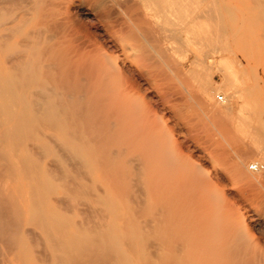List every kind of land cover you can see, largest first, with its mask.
I'll return each instance as SVG.
<instances>
[{"label":"rangeland","instance_id":"rangeland-1","mask_svg":"<svg viewBox=\"0 0 264 264\" xmlns=\"http://www.w3.org/2000/svg\"><path fill=\"white\" fill-rule=\"evenodd\" d=\"M0 1V36H9H4L3 44L0 41L6 51L0 56L7 61L27 57L32 47L44 50L49 46L50 56L62 55L61 59L111 60L114 65L106 74L111 86H141V95L131 98L138 111L128 117L141 138L125 149L120 146L127 165L121 160L114 162L116 168L98 164L91 153L95 143L85 126L81 130L78 126L73 134L61 125V114L52 115V120L45 114L35 121L31 111L25 122L36 123L31 129L25 126V140L22 135L18 147L0 142L5 159H0V196L12 206L1 210L5 217L0 216V264H56L55 256L66 261L68 257L66 264H162L159 258L165 253V259L167 254L178 255L179 263L174 264H183L188 256L193 264L191 251L196 255L203 246L182 241L189 234L187 240H193L198 230L219 236L220 242H245L243 249L252 250L246 253L253 258L251 262L264 260V175L248 169L253 161L264 163V0H47L41 5L37 0ZM213 62L220 68L210 70L208 65ZM46 82L51 86L48 78ZM203 88L214 92L213 96L203 97ZM40 89L34 87L37 93ZM215 90L230 98L231 112L218 102ZM66 132L80 137L71 138ZM147 138L150 147L165 141L163 152L168 161L152 166L154 174L156 167H164L168 176L178 179L173 188L176 193L172 192L170 209L176 216L171 228L185 240L170 245L158 240L168 231L159 227L166 212L158 207L155 175L135 159ZM235 162L243 163L248 172L236 174ZM113 169L117 179L110 176ZM195 173L206 178L207 186L186 180ZM254 177L263 183L249 179ZM33 201L47 220L40 222L41 228L37 218L33 219ZM4 211L24 225L19 235L13 233V243H8L12 231L2 225L10 217ZM199 212L197 220L195 213ZM184 229L186 233L178 232ZM51 233L60 238V244L53 245ZM193 261L197 264L195 257Z\"/></svg>","mask_w":264,"mask_h":264},{"label":"bare ground","instance_id":"bare-ground-1","mask_svg":"<svg viewBox=\"0 0 264 264\" xmlns=\"http://www.w3.org/2000/svg\"><path fill=\"white\" fill-rule=\"evenodd\" d=\"M45 1H47V0H37L36 3L41 5L42 2L45 4ZM120 1H123V0H120ZM40 5H38V6H40ZM39 8L42 9L43 6L39 7ZM48 8H49V5H48ZM168 9L161 8V10H163L165 12H169L170 9H169V11H168ZM145 15L146 16H150V13H145ZM142 16L143 15H141V17ZM167 16H169V15H167ZM48 17H50V16H48ZM133 20H134V18H133ZM136 20H137V18H136ZM53 21L55 22V19ZM0 25L2 27V24H0ZM6 26H7V24H6ZM52 30H54V29H52ZM33 33H34V31H33ZM39 33H40V31H39ZM4 36H5L4 34H2V36H0L1 43L3 42L2 41L3 39L5 40V37H7V39L9 37V36H5L4 37ZM38 37H39V35H38ZM7 39H6V41H7ZM1 43H0V55H1V52L2 53L6 52V51H4L3 46L1 45ZM40 44H41V41H40ZM28 45H29V43H28ZM30 46H31V43H30ZM45 47L47 48V46H45ZM20 49H21V47H20ZM20 49H19V51H20ZM28 49L29 48L27 47V49H24V51H27ZM47 49H46L45 53L43 52L44 50L41 49L42 50L41 51L39 49V47H38V49H33V47H32L33 51L30 52L29 54H28V52L21 51L22 53L24 52V53L28 54L27 57H26V55H24V58H20V57H23V55L22 56L20 55V56H18V60L15 59L16 61H13V62L7 61L6 58L4 59L2 56H0V142H2L1 144L9 143L10 145H14L15 143H17V147H18V142L17 141H19V139H21L23 137H24V140H25V134H26L25 132L27 131V130H25V126H27L28 128L30 127V129H31V126L35 125V123H36L35 122L33 124L32 123L28 124L29 120L28 121L26 120V122H25L24 117L26 115H28L31 111L33 112V114H34V116L36 118L35 121H37V119L39 120V118L42 117V115H45V114H46V118H48L47 116H48V114H50V116H49L50 119H51V117H53L52 115H55V116L58 115L59 116V114H61L62 116H64L61 119V125L66 126L65 127L66 129L68 128V129H71V131L73 130L72 131L73 134L75 133V131H78V129H77L78 126H79L80 130L82 128V126H81L82 124L85 126V131L89 132V135H90L91 139L95 143L91 153L93 155V159L97 163L100 162V163L106 164V165L110 164L109 166L111 167V164H113V166H115L114 162L116 163L117 160L118 161H120V160L123 161L124 155H125L124 154L125 151L121 150L120 146L123 147V149H125L126 148L125 146L132 145V144H134V142L136 141L137 138H141V135L139 133H137L136 131H134V128L132 127V124L130 122H128V120H129L128 117L133 115V114H135V113H137V111H138V108H136L134 103L131 101V98L135 94L139 95V96L141 95V86H139L136 83H130L127 86H115V84H113V86H111L108 83V80L106 78V74L108 73L110 66L114 65V64H112L111 60H110L111 61L110 62L108 59L104 60L102 58L101 59L99 58L95 62H91L90 61V59H91L90 57H89L88 61H85L82 57H77V59H69V58L61 59L62 55H59L58 57H55V56H52V55L50 56V54L52 52L49 53V46H48ZM53 49L54 48H52V50ZM19 51H18V53H19ZM47 51L49 53V56H47ZM12 53H14V52H12ZM16 53H17V51H16ZM58 54L59 53H57L55 55H58ZM9 57H11V55ZM13 60H14V58H13ZM217 67L220 68V65L217 62H213V64L208 65V68L210 70H212L213 68H217ZM115 71H116V69H115ZM51 74L53 75V77H52ZM223 77H224L225 80L226 79L229 80V78H228V76L226 74L223 75ZM47 78L49 79L48 83L51 85L49 87H47L48 86L47 82H46ZM209 78L212 80L213 74H211ZM114 82H116V81H114ZM117 83L118 82H116V84ZM35 86H41L40 92L37 93L36 91H34V87ZM217 89H219V87H217ZM202 94H203V97L207 98V96H209V95L213 96L214 92L209 91L206 88H203L202 89ZM215 95H216V97L218 99V102L224 107V109H226V112H231L232 109H233V106L231 105L230 98L228 96H226L225 97L226 98L225 101H220L219 100V96L221 94L218 93V90H215ZM206 98H204V99H206ZM71 120H73V122ZM135 123H134V127L136 126ZM21 124L24 126V129H21V128H23V127H21ZM27 127H26V129H28ZM74 128H75V130H74ZM35 132L36 131H34V133ZM73 134H67V132H66V135L67 136L70 135L71 138L72 137H76L75 139H77L78 137H80L79 133L77 134L78 137L77 136H72ZM138 134H139V136H138ZM22 135H24V136L22 137ZM73 141H76V140L73 139ZM145 142L146 143L143 144V145H145L144 150L143 151L139 150L140 152H138V154H140V153L141 154L138 155V157H136L135 159L139 163H141L143 165V168L141 167L142 169H144L148 173L150 171H152V175H153L154 172L152 170V166H159L158 164L161 165V163H164V162L168 161V160H166L165 153L163 152L164 149H165V145L163 144V142H165V141H163V142L161 141L160 144L159 143L156 144L157 146L153 145L151 147H150L148 138L145 139ZM222 143H223V141H222ZM1 147H3V146L1 145ZM115 147L117 148V150L113 149ZM3 151H1L2 154H4ZM5 153H6V151H5ZM126 153L128 155L130 153L129 150ZM40 154H41V152H40ZM9 156H10V154H9ZM7 157H8V155H7ZM125 158H126V156H125ZM0 159H2L1 158V153H0ZM4 162H6V161H4ZM123 162L126 163V161H123ZM255 162H261V161H253V162H251L248 165V169H250L252 172H254L256 174L264 175L262 172H256V171H253L251 169V164L255 163ZM122 163H121V166H122ZM261 163H263V162H261ZM4 164L5 163H3L2 165L4 166ZM102 164H100V166H102ZM119 164L120 163L117 162L118 166H120ZM8 165L10 166V164H8ZM27 165L28 164H26V167H27ZM40 165H41V161H40ZM126 165H127V163H126ZM118 166H117V169H115V170H118ZM115 168H116V166H115ZM160 168H161V166H160ZM0 169H2V168L0 167ZM22 169H24V171L27 172V170L24 167ZM155 169H156V172L154 174L155 176H153L152 178L155 179V181H154L155 182V191L157 192V195L159 197V203L160 204H158L159 205L158 207H160L161 209L163 208L165 210V212H166V213L164 212L165 214L162 216L161 219H159V227L161 229H164V232L166 231V229L168 231L167 232L168 233L167 236L160 237V238H158V240L160 239V242H164V244H166V245H168L167 242H169V245H170L171 242H179L178 239H180V238H181V241H182L183 240L182 238L184 237V235H182V234L181 235L178 234V236L175 235V230L174 229L172 230V228H171V225L174 224L173 217H174V215L176 216V211L173 210V208L170 209L171 204H172L171 203V199H173V196L176 193L175 192L176 188L175 189H173V188L177 184V180L178 179H177V177H176L177 180L173 179L171 175L168 176L167 172H166L167 169L165 170L164 167L161 170H159V167L158 168L156 167ZM233 169H234V172L236 174H240V175H243V174L248 172V171H246L243 168V163H239V162H235L233 164ZM157 170H159V171H157ZM103 171H104V169H103ZM113 171H114V169L111 170V175L110 176H112L114 174ZM29 174H30V172H29ZM170 174H171V172H170ZM150 175H151V172H150ZM249 175H252V174H249ZM107 176H109V175H107ZM114 176H112V177H114ZM116 176H117V174H116ZM31 177H33V176H31ZM115 178L117 179V177H114V179ZM205 179L206 178L202 177L201 175H199L197 173H195L193 175H190V177L186 178V180L189 183H191V184L195 183V182H199L200 184H204V186H207ZM249 179L256 180L260 184L263 183V182L261 183V181H259L255 177H254V179L253 178H249ZM256 181H253V182H256ZM0 182H1V180H0ZM151 182H153V180ZM180 182L182 184V180ZM113 183L116 184L114 180H113ZM31 186H33V184ZM184 186L186 187L185 184H184ZM184 186H182V188ZM34 188H35V186H34ZM114 188H116V186ZM1 189H2V187H1ZM117 190L118 189H116V191ZM38 192H40V191H38ZM172 192H175V193L172 194ZM1 193H2V191H1ZM170 193H171V195L169 196ZM167 195L169 197H167ZM30 197H32V195H30ZM38 198H39V196H38ZM166 198H167V200H166ZM6 199H4L2 196H0V205L3 204L1 206V208H0V214H1V210L4 209L2 207L6 206V205H7V207L11 206L10 201L7 200L9 202L8 203L6 201ZM41 199H44V197L41 198ZM154 200H156V198ZM168 200H170V203H168ZM38 202L37 203L40 204V201H38ZM41 202H43V201H41ZM184 202H185V200H184ZM32 203H35L34 204V206H35L34 210L35 211L33 212L34 213L33 219L37 218V222L39 221V224H40V222L42 224L45 223L47 221L46 218H44L43 214L41 213L42 211L39 210L40 208L36 207V206H39V205H37L35 201H33ZM168 204H170L169 208H168ZM169 209H170V211L168 212ZM197 209H199V208H197ZM12 210H13L12 208L9 210L10 214H11ZM18 210H19V208H18ZM196 210H195V212H197ZM204 211H205V209H204ZM4 212L6 213V211H4ZM17 212L19 213V211H17ZM208 212H209V209H208ZM210 212H212V211H210ZM7 213H9V212H7ZM7 213H6V216H10V214L8 215ZM33 213H32V215H33ZM184 213H185V211H184ZM160 214H161V212H160ZM195 214L196 215L197 214L200 215V212L199 213H195ZM203 214L204 213L202 211V215ZM35 215H36V217H35ZM64 215H67V214H64ZM199 215H197V218H198L197 220H199V217H198ZM0 216L2 217L4 215L1 214ZM12 216H13V218H11V216H10L9 219L5 218L6 219L5 221L2 220L4 222V224H2L3 228H5L6 230L9 229V231H7V232L12 231L11 234L7 233V234H10V237L8 236L9 237V240H8L9 242L8 243H11L13 241V239L11 238L13 233H15V235H19L21 233V230L24 228V227L21 228L22 226H24L23 222H22V225H20V222L17 219L18 217L14 218L13 213H12ZM193 219L194 218H192L191 220H193ZM200 221H201V219H200ZM200 221H198V222H200ZM33 222L35 223V220H33ZM37 222H36V224L38 225ZM60 222L61 221L58 220V219L55 220L56 224H59ZM202 222H204V221H202ZM205 223L206 222H204V225H205ZM234 223H236V222H234ZM185 224L187 226V222ZM197 224L198 223H195L196 226H197ZM46 225L47 224H45V227L47 229L48 225L47 226ZM79 225H80V223H79ZM41 226L42 225L40 224V228H41ZM198 226H199V224H198ZM202 226H203V223H202ZM38 227H39V225H38ZM43 227H44V225H43ZM48 229L50 230L49 227H48ZM197 229H199V227H197ZM18 230H20V233L18 232ZM176 230H177V228H176ZM194 230H196V229H194ZM0 231H1V229H0ZM169 231H170V234H169ZM173 231H174V234H173ZM185 231H186L185 229L182 230V231L178 230V232H181V233H186ZM198 231H196L197 235L194 238H193V236L191 237L193 240H187L188 239L187 237H189V235H190L188 233L189 235H186L187 236L186 237L187 241L185 240V237H184L185 241H182L184 243L185 242H201V243H197V245H196V246H198V248L200 246H203V248L201 250L200 249L198 250V248H196V246H195L196 243H194V244L192 243L191 244V246H193L194 248H196L198 250L196 255H195V253L193 255V251H191V255L193 256V258L195 257V259L197 260V264H264V260H258L257 262H251L253 260V258L251 257V260L249 258H247L246 253L249 254V252H251L252 250L251 251L247 250L248 252H246L243 249L244 245H245V242H220V239H219L220 237L219 236L211 235V234H208V235L205 234L204 235L203 234L204 232L203 233H199ZM44 232L45 231H43V233ZM48 232L49 231H47V233ZM187 232H188V230H187ZM176 233H177V231H176ZM89 234H92V233H89ZM194 234H195V232H194ZM51 235H52V237L55 236V235H53V233H51ZM159 236H160V234H159ZM61 237H62V235H61ZM58 238L57 237H53L52 239L50 238V240H52L51 241L52 243L56 242L57 244H60L59 242H61V241H60V238H59V240H58ZM71 241H73V240H71ZM114 241H115V239H114ZM222 241H223V238H222ZM83 242H84V240H83ZM85 242H87V240ZM90 242H91V240H90ZM54 243H53V245H54ZM73 243H74V241H73ZM81 243H82V241H81ZM57 244H56L57 247L60 246V245H57ZM49 246H50V244H49ZM172 246H171V249L174 248V247L172 248ZM63 247L65 248L66 246H63ZM85 247H87V246L85 245ZM93 247H94V245H93ZM182 247H184V246H182ZM52 248H53V246H52ZM61 248H62V246H61ZM166 248H167V246H166ZM54 249L58 250L57 248H55V246H54ZM83 250H84V246H83ZM86 250H87V248H86ZM47 251H49V250L47 249ZM75 252H77V251H75ZM78 252H77V254H78ZM80 252H82V251H80ZM92 252H94V250H92ZM97 252H98V250H97ZM173 252H172V254H174ZM180 252H181V250H180ZM189 252H190V250H189ZM67 254H70L69 251H68ZM89 254L87 253V255H89ZM84 255H85V253L83 252V256ZM161 255H162V257L159 258V260L161 259L162 262L164 261V263H162V264H165V261L167 262L166 264H168V263L169 264H171V263L172 264L179 263V262H177L178 261L177 258H179L178 255H175L176 256V258H175L174 255L172 256V255H168L167 254V259H165L166 253H165V255H163V254H161ZM188 255H190V253ZM73 256H74V254H73ZM192 256H191V259H192V263L194 264ZM105 257H106V255H105ZM168 257H169V261L170 262L167 261ZM185 257H186V255H185ZM62 258H61V256H58V257L55 256V259H56V262H57L56 264H61V260L62 261H66L63 256H62ZM68 259L69 258L67 257V261H68ZM188 259H189V256L186 259L183 258L182 263L184 264V261H185V262L191 264V261H189ZM67 261L64 262V263L66 264ZM195 264H196V262H195Z\"/></svg>","mask_w":264,"mask_h":264},{"label":"built area","instance_id":"built-area-1","mask_svg":"<svg viewBox=\"0 0 264 264\" xmlns=\"http://www.w3.org/2000/svg\"><path fill=\"white\" fill-rule=\"evenodd\" d=\"M220 101H225L226 98L224 95L219 96ZM251 169L256 172H262L264 174V163L261 162H255L251 164Z\"/></svg>","mask_w":264,"mask_h":264}]
</instances>
